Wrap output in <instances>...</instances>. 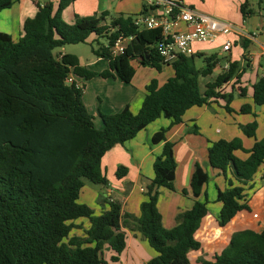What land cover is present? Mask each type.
I'll return each instance as SVG.
<instances>
[{
    "label": "trees",
    "instance_id": "16d2710c",
    "mask_svg": "<svg viewBox=\"0 0 264 264\" xmlns=\"http://www.w3.org/2000/svg\"><path fill=\"white\" fill-rule=\"evenodd\" d=\"M74 0H40L33 18L26 19L18 40L0 32V264H107L102 259L105 244L114 252L117 262L126 247L122 227L127 220L153 249L156 256L148 264H191L188 254L201 248L195 238L201 221L208 215L205 186L208 173L195 164L190 191L193 204L176 216L177 224L163 226L157 203L159 190L173 191L176 161L173 143L167 141L169 128L182 123L192 107L209 106L224 101L227 113L233 110V89L245 69L230 63L211 83L199 89V77L212 73L217 60L207 58L196 68L194 57L180 56L171 65L173 74L163 84L151 80L136 114L124 107L116 114L98 112L102 127L97 129L94 118L86 109L83 90L65 79L73 73L87 79L115 76L125 84L131 82L134 60L143 67L160 72L162 63L153 45L160 38L159 30H139L132 16H118L103 24L106 14L99 17H75L73 23L63 21L62 12ZM240 6L243 18L252 14L249 3ZM14 0H0V11L9 9ZM145 10L143 7L142 13ZM94 34L106 40L105 46L91 52L108 61L109 70L101 73L79 66L71 54L58 58L55 51L67 45L85 44ZM131 37L124 52L113 57L110 48L119 37ZM245 47V46H244ZM235 79L231 91L225 87ZM240 89V88H239ZM253 106L264 107V77L251 86ZM239 97H245L241 88ZM239 113H252V105L244 104ZM159 118L170 122L150 139L151 145L162 144L153 162V178L145 188V199L139 215L122 213V204L103 199L107 209L94 215L91 208L78 203L83 180L107 185L101 168L103 156L115 145L132 140ZM257 123L240 126L247 137L255 136ZM197 134L196 128L191 129ZM247 154L240 159L235 152ZM207 161L220 172L224 187L215 186V201L220 204L217 225L224 227L238 212L249 211L248 199L256 191L254 178L264 164V140H255L245 150L240 139L218 140L207 148ZM127 174L120 166L117 179ZM264 180V178H261ZM264 204V201H263ZM87 219L89 228L84 237H70L73 221ZM196 264H264V229L236 231L213 260L199 258Z\"/></svg>",
    "mask_w": 264,
    "mask_h": 264
},
{
    "label": "crops",
    "instance_id": "0c3cea01",
    "mask_svg": "<svg viewBox=\"0 0 264 264\" xmlns=\"http://www.w3.org/2000/svg\"><path fill=\"white\" fill-rule=\"evenodd\" d=\"M52 1L57 2V0ZM179 1L182 5L198 13L229 22L247 33H256V36L250 39L237 35H229L228 39L231 42V47L228 52L222 50V46L226 40L224 37L218 38L212 44H196L194 46L193 62L196 58H200V67L204 66L207 58H216L217 63L211 74L216 73V76L219 75L225 63H238L239 72L242 69L245 70L233 89V100L229 104V107L233 110L232 113H227L222 108L224 105V101L222 100L211 102L209 106L192 107L183 115L182 123L169 128L166 133L167 141L174 145L173 154L176 161L175 178L173 181V191L167 189L159 190L157 208L161 214L163 226L165 225L164 220L170 222V219H172L174 223H169L168 226L173 227L177 224L176 216L190 209L193 204L190 194L182 197L180 193L182 190L189 193L190 179L195 164H199L208 173L209 181L213 179L215 184L214 190L215 186L221 189L224 187L220 172L211 168L207 161V148L211 142L218 140L229 141L238 138L241 140L243 148L249 150L255 140H264V107L253 106L251 100V86L259 77H264V0L250 1L249 9L252 11V14L246 18H243L240 11V6L244 0ZM36 3L37 0H14L13 5L9 9L0 11V32L9 34L15 41L18 40L22 35L24 21L33 18L38 11ZM144 6L145 10L143 13L146 11L150 12L146 6V0H74L62 12V18L66 23L71 24L74 22L76 16L99 17L101 14H106L107 16L102 23L108 24L113 18L118 16H132L133 18L139 16L142 14ZM100 40L102 38L91 34L85 44L91 45L96 42L98 47ZM55 53L74 55L78 59L79 66L91 72L99 74L109 70L108 61L96 57L93 53L90 58H84L83 55L75 51H69L68 46L57 49ZM131 66L134 69V76L128 84L122 83L115 76L114 72H111L112 76L107 78L96 76L90 79L71 73L74 82L83 90V103L88 112L93 116L94 125L97 129L102 127L98 112L111 115L120 112L124 107L128 106L130 111L136 114L146 94V85L153 79L157 80L159 85L165 82L164 80L161 83L156 75L151 72V70L155 69L143 67L136 61L135 64L131 62ZM165 67L169 69L168 79L172 76L173 71L170 66H163L162 69ZM211 74L208 76H211ZM216 76L207 81L206 84L213 82ZM235 81L233 79L225 87L226 92L231 91V86ZM239 88H246L245 97H239ZM244 104L252 105V113H239L240 107ZM160 119L163 118H159L149 124L132 140L123 145H115L103 156L101 168L105 176L107 171L110 170L114 172V177L119 182L116 185H112L107 180V185H101L99 192L103 195H99V203H101L102 207L100 208L95 203L96 192H92V199L90 200L83 197L81 194L82 189L79 194L78 203L85 204L93 210L94 215H99L107 209L106 201L103 200L104 198L116 200L122 204V213H128L136 217L139 215V205L145 199L142 179L145 178L147 181L144 183L145 187L152 180L153 162L156 156L160 154L162 147V144L151 145L150 139L161 128H167L170 125L168 120L164 119V122L158 121ZM252 122L257 123L254 138L245 136L240 129V126H246ZM192 128H196L197 134L191 131ZM235 155L240 159L247 157V154L239 151L235 152ZM120 165L127 167L128 171L123 178L117 179L115 170ZM208 169H211L212 175ZM261 178H264V164L259 168L254 178L256 191L248 202L251 212L252 203L260 205L264 201V180H261ZM119 194L122 195L123 201L116 198ZM244 212L248 211L238 212L224 227H219L215 222V216H210L208 213L201 221L200 227L195 233V238L200 242L201 248L198 251L189 252L188 259L190 263L196 264L199 258L213 260L214 256L218 255L226 247L230 236L236 231L249 229L254 232H261L264 229V225L260 228L257 226V220H255L254 225L251 227L243 228V221L236 219V217L242 216L240 214ZM127 222L130 227L121 228L125 232L126 247L120 254L118 261H111L114 252L107 244L103 247L102 259L107 264H148L156 256V253L148 246L136 228H134L133 221L127 220ZM73 225L74 228L71 230L69 238L84 237V232L89 228L88 220L84 218L78 219L73 221ZM206 249L207 251L210 249L216 250L212 253V259H208L205 256Z\"/></svg>",
    "mask_w": 264,
    "mask_h": 264
},
{
    "label": "built area",
    "instance_id": "2783aa9c",
    "mask_svg": "<svg viewBox=\"0 0 264 264\" xmlns=\"http://www.w3.org/2000/svg\"><path fill=\"white\" fill-rule=\"evenodd\" d=\"M38 2L40 0H37ZM145 13L133 18V25L139 30H159L160 38L153 45L165 66L171 65L180 56L190 57L194 54V44H211L218 38H226L222 50L228 52L231 42L229 35L253 39L256 33H247L237 26L201 14L182 5L179 0H146ZM131 37L119 36L110 48L113 57L122 54ZM60 58L63 54H58ZM229 63H225L222 72L227 71ZM67 84L74 80L71 74L65 79Z\"/></svg>",
    "mask_w": 264,
    "mask_h": 264
},
{
    "label": "rangeland",
    "instance_id": "374dc122",
    "mask_svg": "<svg viewBox=\"0 0 264 264\" xmlns=\"http://www.w3.org/2000/svg\"><path fill=\"white\" fill-rule=\"evenodd\" d=\"M63 19V18H62ZM64 21V19H63ZM65 22V21H64ZM209 44V43H207ZM212 44V43H211ZM99 46H104L106 45V41L104 39L100 40L99 43H98ZM196 44L193 45V49H194V46ZM68 46V50L69 51H75L77 52L78 54H81L84 56V58H90L92 56V52H91V48H97V44L96 42H94L93 44H77V45H67ZM133 64H135V60L132 62ZM201 65V60L200 58H196L195 61H194V66L196 68H199ZM146 68H149V67H146ZM147 70V69H145ZM148 70H151V69H148ZM151 72H153V74L156 75V77L158 78V80L161 81V83H163L162 81H166L167 77H168V74H169V69L168 68H163L162 71L158 72V71H155V70H151ZM216 76V73H213L211 74V76H207V77H199V89L201 92L204 91V86L206 85V82L211 80L212 78H214ZM205 84V85H204ZM258 110V108H257ZM158 121H163L164 122V119H160ZM121 166V165H120ZM120 166H117L120 167ZM124 167V166H123ZM116 168V170H117ZM126 170L128 169L127 167H125ZM115 170V171H116ZM128 171V170H127ZM209 173L212 175L211 173V169H208ZM106 179L109 181V183H111L112 185H116L117 182H119V180H116V178L114 177V172L112 171H107L106 173ZM147 182L145 178L142 179V186H143V189L145 190V186H144V183ZM214 181L213 179L211 181L208 182L206 188H205V192H206V195H207V198H208V205H207V208H208V213L210 216H215V222L217 223V212L219 211L220 209V204L218 202L215 201V190H214ZM222 187V186H220ZM101 188V185H95V184H92L90 183L89 181L87 180H83V187H82V191H81V194L83 195V197H86L87 199H92V192H96L97 193V196H96V205L99 206L100 208L102 207L101 203H99V195H103L102 193L99 192V189ZM254 194V193H253ZM253 194L251 195V197L248 199V202L249 200L252 198ZM180 195L183 197L184 195H182L180 193ZM180 197V196H179ZM117 199L123 201V198H122V195L119 194V196L116 197ZM185 200V199H183ZM247 202V204H248ZM251 207H252V212H251V209H249L250 211L248 212H244L240 215L242 216H237L236 219H239L241 221H243V224L242 227L245 228V227H251L252 225H254V222L255 220H257L256 222L257 223V226H259V228L261 226L264 225V206L263 204H255V203H252L251 204ZM167 218V217H166ZM169 223H174V221L172 219H170V222H167V220H164V226L168 229H171L173 226H168ZM205 249V248H204ZM217 249V248H216ZM216 250L213 251V249L211 250H208L206 249V254L205 256H207L208 259H212L213 258V255L212 253L215 252Z\"/></svg>",
    "mask_w": 264,
    "mask_h": 264
}]
</instances>
